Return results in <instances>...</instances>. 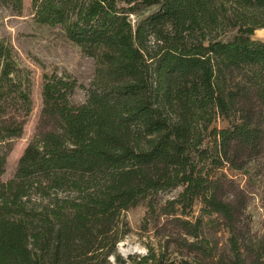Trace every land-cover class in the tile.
Instances as JSON below:
<instances>
[{"label":"trees","instance_id":"obj_1","mask_svg":"<svg viewBox=\"0 0 264 264\" xmlns=\"http://www.w3.org/2000/svg\"><path fill=\"white\" fill-rule=\"evenodd\" d=\"M32 9L96 68L81 104L73 76L44 73L34 135L5 180L34 99L31 69L0 40V264H264V231L248 212L264 176V40L252 37L264 0H32ZM179 186L148 202L142 229L158 245L121 254L122 211Z\"/></svg>","mask_w":264,"mask_h":264},{"label":"rangeland","instance_id":"obj_2","mask_svg":"<svg viewBox=\"0 0 264 264\" xmlns=\"http://www.w3.org/2000/svg\"><path fill=\"white\" fill-rule=\"evenodd\" d=\"M24 8L16 13L10 7L0 4V40L12 43L21 61L31 69L32 95L34 108L25 126L21 137L14 139V147L10 152L6 170L2 178H11L17 166L19 157L27 144L31 141L41 108V85L44 73L69 74L77 80V86L71 94V101L81 104L87 99L86 88L94 78L96 61L86 55L81 47L70 41L59 27H51L35 21L33 17L32 0H23ZM134 18L135 15H131ZM254 39L264 40V28L255 29ZM218 127L228 126V121L218 118L215 123ZM225 171L239 180L243 185L247 183L246 175L239 170L225 168ZM251 190V199L248 212L251 215L253 231H264V176L258 179ZM182 187H176L154 193L143 199L135 206L122 211V219L128 224V233L124 234L118 243V251L127 256L131 253H146L148 243L158 245V238L154 235L151 226L142 229L144 217L148 211V202L152 198L157 203L176 196ZM197 202L195 209L198 210Z\"/></svg>","mask_w":264,"mask_h":264}]
</instances>
